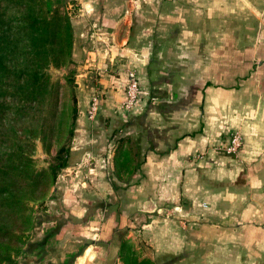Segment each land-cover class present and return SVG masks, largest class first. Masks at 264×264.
Listing matches in <instances>:
<instances>
[{"label": "crops", "instance_id": "crops-1", "mask_svg": "<svg viewBox=\"0 0 264 264\" xmlns=\"http://www.w3.org/2000/svg\"><path fill=\"white\" fill-rule=\"evenodd\" d=\"M124 1L112 0V46H96L85 69L96 65L112 132L135 124L121 109L128 70L152 96L133 113H143L132 177L140 185L126 193L148 199L153 182L167 202L187 197L190 210L96 211L85 225V210H67L81 220L60 239L83 243L79 264H120L132 254L152 264H264V0H147L155 14L134 19ZM235 132L238 155L221 152ZM166 216L194 222L185 228Z\"/></svg>", "mask_w": 264, "mask_h": 264}, {"label": "rangeland", "instance_id": "rangeland-1", "mask_svg": "<svg viewBox=\"0 0 264 264\" xmlns=\"http://www.w3.org/2000/svg\"><path fill=\"white\" fill-rule=\"evenodd\" d=\"M60 1V10L67 13L71 23L70 58L59 68L52 64H38L39 73L49 78L40 102L8 101V109L0 114V167L8 169L10 176L0 180L3 182L1 186L7 188L4 197L9 200L0 204V230L6 235L0 236V259L8 258V262L0 264H79L82 252L78 250L82 249L83 243L68 237L60 239L64 227L78 225L81 220L71 217L67 210L86 211L80 225L87 224L96 211H105L107 217L112 210H190L187 197H170L167 202L157 195L156 183L153 182L148 184L144 194L148 199L131 195L139 196L136 192L126 193L140 185L134 183L132 177L140 166L139 159L134 158L135 152L139 155L134 143H138L137 128L143 113L124 114L126 120L134 116L129 122L134 121L135 124L127 130L121 127L119 133L116 126L112 132V105L101 93L96 65L85 69L86 63L92 62L88 53H92L96 46L103 45L104 50L109 43L112 46V37L109 36L112 33V0ZM113 1L116 4L124 0ZM125 1L132 19L147 9L155 14L152 2ZM137 2H141L144 9L136 5ZM124 9L118 10V13ZM42 10L38 7L37 14L42 15ZM47 48V55L51 51L58 52L55 47ZM52 58L48 56V59ZM34 69L37 70L35 66ZM142 88L146 102L144 110L148 108L152 96L143 85ZM72 98H75L76 104L74 121ZM93 99L98 105L95 115L90 118ZM151 120L154 125L158 121L155 118ZM230 137L231 134L223 144H227ZM124 145H127L125 159L119 153L120 150L122 153ZM223 148L221 145V152H224ZM60 149L66 155V167L52 174L48 168L54 164ZM12 157L15 160L12 161ZM112 187L116 200L112 198V193L108 194ZM66 213L69 217L65 216ZM165 218L182 221L185 228L194 222L183 216ZM120 264L123 263L120 261Z\"/></svg>", "mask_w": 264, "mask_h": 264}, {"label": "trees", "instance_id": "trees-1", "mask_svg": "<svg viewBox=\"0 0 264 264\" xmlns=\"http://www.w3.org/2000/svg\"><path fill=\"white\" fill-rule=\"evenodd\" d=\"M60 5V0H0V114L8 109V101L26 104L40 102L47 90L49 78L46 74H40L38 64H52L59 68L70 58L71 23L67 13L60 10ZM38 7H42V15L37 14ZM47 46L57 48L58 52L51 51L47 55ZM48 56L53 58L48 59ZM19 57L21 63L18 62ZM72 99L74 121L76 104L75 98ZM63 154V149H60L55 158L56 163L49 166L48 170L52 174L66 167L67 158ZM8 174V169L0 167V180L10 177ZM1 183L0 204H5L9 201L4 197L7 188ZM0 236L6 235L0 230ZM0 262H8V258H1ZM121 262L151 263L149 260L138 262L132 256L122 258Z\"/></svg>", "mask_w": 264, "mask_h": 264}, {"label": "built area", "instance_id": "built-area-1", "mask_svg": "<svg viewBox=\"0 0 264 264\" xmlns=\"http://www.w3.org/2000/svg\"><path fill=\"white\" fill-rule=\"evenodd\" d=\"M143 88L139 77L132 70H128L126 74V81L124 85V98L122 102V112L124 114H133L135 110L140 108L143 103ZM97 100L93 99L92 108L89 114L92 118L96 113ZM223 151L227 155L236 156L238 155L242 147V138L239 133L235 132L231 134L230 141L223 145Z\"/></svg>", "mask_w": 264, "mask_h": 264}]
</instances>
